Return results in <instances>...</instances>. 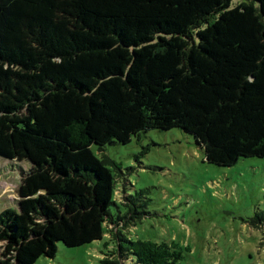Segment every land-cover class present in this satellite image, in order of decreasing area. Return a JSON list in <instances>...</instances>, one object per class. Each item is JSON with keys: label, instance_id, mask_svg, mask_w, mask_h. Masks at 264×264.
I'll return each instance as SVG.
<instances>
[{"label": "trees", "instance_id": "trees-1", "mask_svg": "<svg viewBox=\"0 0 264 264\" xmlns=\"http://www.w3.org/2000/svg\"><path fill=\"white\" fill-rule=\"evenodd\" d=\"M173 128L218 166L264 154V0H0V155L36 156L18 209L0 210V264L104 237L100 264H177V241L133 235L149 199L125 181L115 198L121 167L105 153ZM248 222L264 232V210Z\"/></svg>", "mask_w": 264, "mask_h": 264}, {"label": "rangeland", "instance_id": "rangeland-1", "mask_svg": "<svg viewBox=\"0 0 264 264\" xmlns=\"http://www.w3.org/2000/svg\"><path fill=\"white\" fill-rule=\"evenodd\" d=\"M170 91V83H162L153 111H164ZM13 139L19 151L29 142L19 129ZM70 147L72 157L91 151L90 146ZM93 151L100 155L96 147ZM105 153L121 167L114 170L120 175L115 198L123 196L125 181L128 193L145 190L149 199L148 214L132 229L136 238L177 241L185 248L177 264H264L263 229L248 222L256 210H264V154L253 152L232 166H218L205 159L193 135L179 128L150 129L128 144L108 145ZM35 158L0 155V210L18 209V189ZM106 240L78 247L59 243L54 258L42 256L36 264H100ZM6 242L0 238V258Z\"/></svg>", "mask_w": 264, "mask_h": 264}]
</instances>
